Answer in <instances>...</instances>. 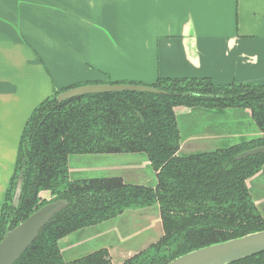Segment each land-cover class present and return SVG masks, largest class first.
<instances>
[{
    "label": "trees",
    "instance_id": "trees-1",
    "mask_svg": "<svg viewBox=\"0 0 264 264\" xmlns=\"http://www.w3.org/2000/svg\"><path fill=\"white\" fill-rule=\"evenodd\" d=\"M112 84V83H107ZM140 85L136 83H123ZM88 85V84H85ZM54 92L32 112L22 132L13 176L0 211V241L42 206L65 202L14 264H112L106 249L65 262L59 242L69 234L111 220L124 211L156 206L163 235L122 264H168L213 244L264 230L247 181L264 169V85H216L210 78L157 79L158 94H91L58 102ZM175 107L248 110L258 137L209 152L180 154ZM144 154L156 184L120 178L71 179L72 155ZM19 181L20 195L13 197ZM49 192L50 199L40 197ZM228 264H264V252Z\"/></svg>",
    "mask_w": 264,
    "mask_h": 264
},
{
    "label": "crops",
    "instance_id": "crops-1",
    "mask_svg": "<svg viewBox=\"0 0 264 264\" xmlns=\"http://www.w3.org/2000/svg\"><path fill=\"white\" fill-rule=\"evenodd\" d=\"M207 77L219 86L264 85V0H0V211L25 125L33 110L54 92L77 84L151 85L161 78ZM178 110L185 115L202 110L174 108L183 156L212 151H200L192 143L234 145L259 135L248 110H231L236 129L219 121L223 130L208 131H186L184 125L182 129ZM247 122L252 126L245 130L252 132L240 131ZM112 156L124 159L89 171L71 168L69 159L70 176L102 171L138 176L148 169L155 177L142 153ZM109 177L139 185L127 182L125 174ZM257 177L248 180L249 192ZM40 197L51 196L45 191ZM252 197L258 208L260 200ZM127 212L135 215L141 209ZM151 222L144 227L150 230ZM97 226L86 228H94L87 239L78 235L69 239L62 255L103 239L108 246L98 250L106 249L112 258L117 247L111 244V235L120 244L130 237L113 226L102 231ZM131 252L127 259L136 253Z\"/></svg>",
    "mask_w": 264,
    "mask_h": 264
},
{
    "label": "rangeland",
    "instance_id": "rangeland-1",
    "mask_svg": "<svg viewBox=\"0 0 264 264\" xmlns=\"http://www.w3.org/2000/svg\"><path fill=\"white\" fill-rule=\"evenodd\" d=\"M200 110V109H199ZM231 110L233 109H228L226 110V113L224 115H220L216 110H208V111H197L194 113H191V115H185L186 113L179 111L178 112V122L180 127L182 129L186 128V131H203V130H223L224 126L219 123L221 121L222 123L225 124V126L228 127H233L236 129L234 126L231 124V118L229 116ZM184 111H189L185 110ZM191 111V110H190ZM200 112V114H199ZM235 112V110L233 111ZM182 113L184 115H182ZM223 116V117H221ZM186 126L185 128L183 127ZM254 125V124H253ZM252 125L249 124L248 122L244 124V128H241L240 131L243 132H252L251 130H245L246 128L250 129ZM255 126V125H254ZM184 131V130H183ZM247 138V137H246ZM238 141V140H237ZM240 143V142H239ZM193 148L198 149L200 151H209V150H214L215 148H225L227 146L233 145V143H228L225 146L220 145L218 142L215 147V145L209 144V146H201V145H194ZM115 158L118 159H124L121 158L120 156H112V155H103V156H88V155H72L69 157V165L71 168H85L87 169L86 171H89L91 169L88 168H93L97 167L100 165H110L113 163V160ZM74 172V171H73ZM152 170L146 169L142 174H138L136 176L135 174L133 175L132 173H111L107 171H102L100 173H91V172H84V173H73L72 179H93V178H101V177H109V176H118L120 174H125V178H127V182L132 183V184H139V185H145V186H154L155 185V177L154 175L151 174ZM259 177L255 178L254 183L250 182L251 187V192L254 196V198L259 199L258 201V208L259 211L262 213L264 216V190L260 188V186H264V169H262L259 172ZM249 184V181L247 182ZM257 187V188H256ZM134 209H130L129 211H133ZM140 211V210H139ZM145 212L150 213V215H144ZM151 219V229L148 230L146 229L147 227H144V225L147 226L148 220ZM115 227L116 231L119 232L122 236L125 234H129L130 237L124 244H120V241L118 242L114 236L109 238L111 244H116L117 248H114L116 251H114L113 256L111 255V262L112 264H121L123 263L127 257L129 256L128 251H132L130 255H133L134 252L139 253L142 250L146 249L149 247L151 244L156 243L163 235V230H162V225L160 221V215L158 208L156 206H153L151 208H144V212L141 209V212H138V214H131V212L124 211L121 215L108 220L100 225H98L97 229H100L102 231V228H109V227ZM93 229H86L78 231L77 233H74L72 236L65 237L60 240L59 245L62 250L65 251V248H67V243L69 239L71 240H76L77 237L81 236L80 238H85L87 239L88 236H91L93 233ZM78 235V236H76ZM108 246V243L105 242L103 239L99 240H90L86 244V246L80 251H77V253H73V251L70 252H64L63 253V259L65 262H71L75 258H78L82 255L92 253L93 251L98 250L99 248H102L103 246ZM84 253V254H82ZM135 253V254H136ZM74 254V255H72ZM82 254V255H81ZM73 256V257H72Z\"/></svg>",
    "mask_w": 264,
    "mask_h": 264
},
{
    "label": "water",
    "instance_id": "water-1",
    "mask_svg": "<svg viewBox=\"0 0 264 264\" xmlns=\"http://www.w3.org/2000/svg\"><path fill=\"white\" fill-rule=\"evenodd\" d=\"M125 91L149 94L159 93L155 88L143 85L93 84L68 89L60 93L56 100L62 102L85 95ZM262 152H264V146L244 151L237 155L236 159L241 160L244 157L258 155ZM20 186L21 182L19 181L13 197L14 205L18 202ZM64 207L65 202L63 201L48 203L29 215L12 230H7L0 241V264H14L31 246L42 227ZM261 252H264V230L194 250L168 264H198L199 262L202 264H228Z\"/></svg>",
    "mask_w": 264,
    "mask_h": 264
},
{
    "label": "bare ground",
    "instance_id": "bare-ground-1",
    "mask_svg": "<svg viewBox=\"0 0 264 264\" xmlns=\"http://www.w3.org/2000/svg\"><path fill=\"white\" fill-rule=\"evenodd\" d=\"M198 264H202L201 262H199Z\"/></svg>",
    "mask_w": 264,
    "mask_h": 264
}]
</instances>
